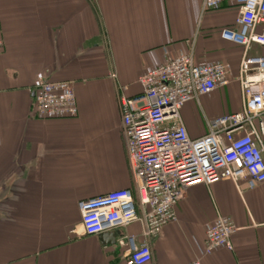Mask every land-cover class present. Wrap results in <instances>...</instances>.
<instances>
[{"label":"crops","instance_id":"1","mask_svg":"<svg viewBox=\"0 0 264 264\" xmlns=\"http://www.w3.org/2000/svg\"><path fill=\"white\" fill-rule=\"evenodd\" d=\"M204 0H0V264H126L125 248L85 236L79 204L118 190L137 195L122 132L121 99L166 60L222 62L232 83L182 109L192 139L208 121L241 111L236 80L244 50L222 38L238 9L204 11ZM45 81H68L79 114L40 119ZM177 222L150 242L148 264H264V183L195 185ZM219 217L237 227L232 251L201 253ZM134 224L116 231L140 236Z\"/></svg>","mask_w":264,"mask_h":264},{"label":"built area","instance_id":"2","mask_svg":"<svg viewBox=\"0 0 264 264\" xmlns=\"http://www.w3.org/2000/svg\"><path fill=\"white\" fill-rule=\"evenodd\" d=\"M226 3L238 9V17L221 36L244 50L236 79L241 111L208 121V133L192 139L182 109L228 87L232 68L222 62L199 65L192 55L166 60L139 78L138 95L120 101L137 195L118 190L79 204L85 236L141 226L140 236L121 235L116 240L126 249V264L151 262L150 242L177 222L176 207L190 187L231 181L239 190L243 184L253 190L264 183V0H204L203 10L217 11ZM3 44L0 29V48ZM34 102L40 119H73L79 114L68 81L41 83ZM237 230L231 219L219 217L206 231L203 256L219 249L232 251Z\"/></svg>","mask_w":264,"mask_h":264},{"label":"water","instance_id":"3","mask_svg":"<svg viewBox=\"0 0 264 264\" xmlns=\"http://www.w3.org/2000/svg\"><path fill=\"white\" fill-rule=\"evenodd\" d=\"M117 235L116 233H108V234H104L102 235V239L107 240L109 243L115 244L116 243V239Z\"/></svg>","mask_w":264,"mask_h":264}]
</instances>
